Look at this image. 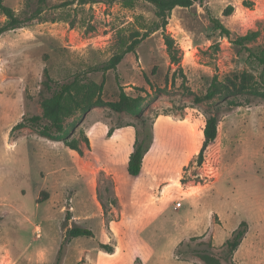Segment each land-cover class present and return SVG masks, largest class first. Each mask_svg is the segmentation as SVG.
<instances>
[{
    "label": "rangeland",
    "instance_id": "rangeland-1",
    "mask_svg": "<svg viewBox=\"0 0 264 264\" xmlns=\"http://www.w3.org/2000/svg\"><path fill=\"white\" fill-rule=\"evenodd\" d=\"M3 1L22 18L41 12L0 33V264H55L61 243L58 264H264V100L241 97L240 105L228 107L195 101L186 89L202 95L214 74L236 78L243 70L263 79V66L233 39L258 30L246 45L264 48V0L174 7L165 33L179 49V64L170 61L161 29L143 35L157 20L148 1L131 7L120 0L84 6ZM5 21L0 13V26ZM134 39V51L114 69L104 76L92 70ZM44 69L56 82L76 73L84 83L104 78L105 100H116L120 88L144 96L153 141L139 174L126 169L139 126L126 112L94 106L65 117L67 136L79 139L82 155L29 124L15 126L24 114L42 113ZM217 105V136L198 162L205 119ZM242 221L247 232L229 253L225 241ZM75 224L93 235L64 237ZM203 254L216 261H204Z\"/></svg>",
    "mask_w": 264,
    "mask_h": 264
},
{
    "label": "trees",
    "instance_id": "trees-1",
    "mask_svg": "<svg viewBox=\"0 0 264 264\" xmlns=\"http://www.w3.org/2000/svg\"><path fill=\"white\" fill-rule=\"evenodd\" d=\"M76 1L79 5L84 6L87 4H93L95 2L112 3L117 0H70L65 1L66 4H71ZM126 7H131L134 0H120ZM150 2L155 8L156 21L155 25L145 31L143 35H147L146 32H153L161 29L164 39V44L170 61L174 64L180 63V57L178 56L179 49L177 48L174 39L165 33V26L167 24V18L174 7H189L194 2H200L202 0H145ZM232 7L227 6L224 10V14H229ZM41 12L38 8L34 12L29 13L26 17H20L15 13L14 9L6 5L3 0H0V13L6 17V21L0 26V33L6 30L22 27L26 22L31 21L37 17ZM215 28L219 29L224 35L229 36L230 30L226 28L218 19H212ZM140 33L136 31L135 36H139ZM259 36L258 30H248L242 35H238L233 42L244 48L247 52V56L255 60L259 65L264 68V48L249 47L246 43L255 41ZM139 39H134L130 44L121 48L119 51L113 53L111 57L106 60L101 66L93 67L92 70H101L104 73L110 69H114L116 65L121 61L124 54L134 51ZM264 74V69H263ZM104 78L100 83L82 82L78 73L74 74L72 78L65 82H56L53 80L47 69L43 70V79L41 81V89L39 91L40 107L42 113L40 115L34 114L31 116L22 117V120L17 123L16 127H22L25 124H29L35 128L37 134L41 137L48 138L54 141H62L65 146L75 150L78 154L82 155L83 150L80 146L79 139H69L65 131L64 118L72 114L75 111L82 113L87 112L94 106H108L110 109L116 112H126L138 118L139 126L135 128V138L133 142V149L130 152L127 160V172L130 175H137L141 171L142 162L145 153L149 150L153 141L152 124L144 115L143 104L144 96L130 95L126 93L122 88L119 90L118 98L116 100H105L102 98ZM190 94L194 95L195 101H209L216 100V103L226 104L228 107L240 105L238 98L243 97L245 100L250 98H259L264 100V76L261 81L253 79L251 75L243 70L236 78L226 76L220 79L217 74H214L207 90L202 95H196L190 89L186 87ZM217 105V106H218ZM215 107L214 112L208 115L205 119L204 127L202 130L203 140L198 152V162L203 159L204 151L207 146L214 141L217 136L218 126V111L220 106ZM113 129H108V135H111ZM84 143L88 146L89 140L84 137ZM97 199L103 208V214L105 215L107 210L105 209L102 198L97 194ZM112 205H116V199L110 202ZM247 232V223L242 221L238 227L233 230L232 235L225 241V246L229 253H232L240 244L242 238ZM91 229L79 225H73L66 229L64 237L67 239L78 236H92ZM101 246L110 248L106 244ZM63 243L60 244L56 263H59L61 258ZM201 258L209 262L215 260L212 256L207 254L201 255Z\"/></svg>",
    "mask_w": 264,
    "mask_h": 264
},
{
    "label": "crops",
    "instance_id": "crops-1",
    "mask_svg": "<svg viewBox=\"0 0 264 264\" xmlns=\"http://www.w3.org/2000/svg\"><path fill=\"white\" fill-rule=\"evenodd\" d=\"M122 127H120V128H116V131L118 130V129H121ZM124 128H126V129H128V126H125ZM116 133V132H115ZM114 133V134H115ZM134 134V136H133V140H131V144H130V146H129V150H128V152H127V154H126V158H127V160H128V156H129V154H130V152L132 151V149H133V142H134V138H135V132L133 133ZM143 163V162H142Z\"/></svg>",
    "mask_w": 264,
    "mask_h": 264
},
{
    "label": "built area",
    "instance_id": "built-area-1",
    "mask_svg": "<svg viewBox=\"0 0 264 264\" xmlns=\"http://www.w3.org/2000/svg\"><path fill=\"white\" fill-rule=\"evenodd\" d=\"M181 206V202L180 201H177L176 203H175V205H174V208H178V207H180Z\"/></svg>",
    "mask_w": 264,
    "mask_h": 264
}]
</instances>
